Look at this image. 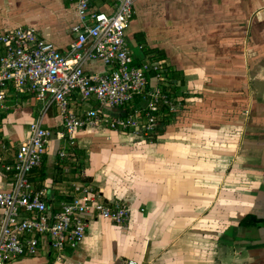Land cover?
<instances>
[{"label": "crops", "instance_id": "crops-1", "mask_svg": "<svg viewBox=\"0 0 264 264\" xmlns=\"http://www.w3.org/2000/svg\"><path fill=\"white\" fill-rule=\"evenodd\" d=\"M90 7L107 13L110 1ZM77 22L74 0H0V32L33 28L62 53ZM125 36L133 65L164 63L166 81L151 74L149 89L160 87L174 110L161 106L148 136L83 128L70 141L55 105L43 114L11 91L0 107V191L11 187L1 166L39 120L51 139L29 178L48 203L69 201L82 178L104 203L129 206L127 224L92 220L75 250L10 264H264V0H134ZM68 102L78 115L97 108L75 94Z\"/></svg>", "mask_w": 264, "mask_h": 264}, {"label": "built area", "instance_id": "built-area-1", "mask_svg": "<svg viewBox=\"0 0 264 264\" xmlns=\"http://www.w3.org/2000/svg\"><path fill=\"white\" fill-rule=\"evenodd\" d=\"M74 1L78 22L69 29L73 40L65 53L43 41L30 27L0 32V107L11 91L29 94L43 103V114L55 105L70 141L75 131L83 128L143 136L154 133L162 120L161 106L173 111L175 104L160 87L149 89L151 74L161 85L166 81L163 62L132 64L125 31L133 17L134 0H109L107 13L92 10L91 0ZM86 61H100L105 69L89 73L83 68ZM73 94L81 101L93 100L97 108L80 115L72 112L68 99ZM137 98L139 107L125 114ZM113 110L124 115H110ZM50 139L51 133L39 120L32 122L29 137L20 142L12 162L1 166L11 177V187L0 191V264L47 251L60 255L66 249L75 250L92 220L127 224L129 206L104 203L82 178L72 181L69 201L58 208L48 203L47 190L36 188L29 175L41 166ZM0 149L6 151L1 139ZM58 156L64 159L67 153L59 151Z\"/></svg>", "mask_w": 264, "mask_h": 264}, {"label": "trees", "instance_id": "trees-1", "mask_svg": "<svg viewBox=\"0 0 264 264\" xmlns=\"http://www.w3.org/2000/svg\"><path fill=\"white\" fill-rule=\"evenodd\" d=\"M172 81H176V78L174 77ZM135 104L136 102L132 103L131 106H129L127 109H126V113H132L135 109Z\"/></svg>", "mask_w": 264, "mask_h": 264}, {"label": "rangeland", "instance_id": "rangeland-1", "mask_svg": "<svg viewBox=\"0 0 264 264\" xmlns=\"http://www.w3.org/2000/svg\"><path fill=\"white\" fill-rule=\"evenodd\" d=\"M38 105H40V106H41V108H43V106H44V104H43V103H41V102H40V103H38ZM114 111L116 112V110H113V112H114Z\"/></svg>", "mask_w": 264, "mask_h": 264}]
</instances>
